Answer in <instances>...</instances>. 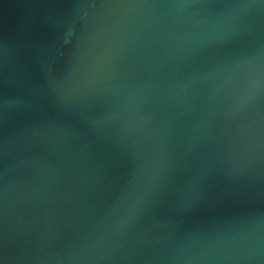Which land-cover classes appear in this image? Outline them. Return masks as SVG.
Segmentation results:
<instances>
[{
	"label": "water",
	"instance_id": "obj_1",
	"mask_svg": "<svg viewBox=\"0 0 264 264\" xmlns=\"http://www.w3.org/2000/svg\"><path fill=\"white\" fill-rule=\"evenodd\" d=\"M0 264H264V0H0Z\"/></svg>",
	"mask_w": 264,
	"mask_h": 264
}]
</instances>
